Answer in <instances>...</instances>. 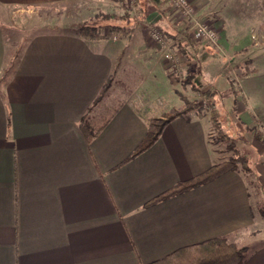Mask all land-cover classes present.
<instances>
[{
    "label": "crops",
    "instance_id": "1",
    "mask_svg": "<svg viewBox=\"0 0 264 264\" xmlns=\"http://www.w3.org/2000/svg\"><path fill=\"white\" fill-rule=\"evenodd\" d=\"M190 1L211 17L231 62L188 32L167 0H136L142 27L126 54L107 39L56 29L31 36L9 63L10 37L0 22V264H150L218 238L237 245L250 239L256 246L243 264H264L249 173L228 171L157 200L221 163L208 112L176 117L134 156L153 115L181 109L167 104L180 102L182 81L201 88L195 95L216 93L222 133L264 183L257 137L264 138V39L254 44L252 29L231 25L226 0ZM93 6L111 8L108 0H0L8 17L60 8L81 24L83 8ZM154 27L164 31L166 46L153 40ZM123 55H135L138 79L109 113L107 92L99 97ZM232 71L239 81L229 79ZM87 116L97 130L92 139L81 126Z\"/></svg>",
    "mask_w": 264,
    "mask_h": 264
},
{
    "label": "rangeland",
    "instance_id": "2",
    "mask_svg": "<svg viewBox=\"0 0 264 264\" xmlns=\"http://www.w3.org/2000/svg\"><path fill=\"white\" fill-rule=\"evenodd\" d=\"M108 1L111 7L109 8V12L102 11L101 8H96L95 7L96 5L90 8H83L82 11L84 17L83 19H85L82 20L83 24L79 23L78 19L76 18V15L73 12L69 13L68 10L64 11L63 9L60 8L59 9L46 8L41 10L25 11L18 13L15 12V13H11L10 17L6 16V12L0 10V22L2 23V26L4 27L5 31L9 34L10 37L9 63L12 61V63L15 64L17 60L16 59L17 56L19 55L26 41L31 36L39 32L56 30V29L59 31L67 29L70 31L77 32L79 27L88 24L89 22H93L95 19L100 21L99 33H101L104 36L110 37L107 38V40H109V47H111L113 50L116 51L122 50L126 54V52L129 51V48L132 46V44L135 43L132 40V37L135 34V27L138 28L142 27V24H140L142 20H139V19H143L142 11L139 10L136 0H108ZM218 2H220V0H217V4H219ZM226 2H227L226 14L232 26H236V28H239V30L243 33H246L250 29H252L253 33L251 34H254V38H255L254 44L264 39V0H226ZM191 4L193 5L192 2ZM82 12H80V14H82ZM196 12L199 18H201L206 23L210 24L209 23L210 22L209 19L211 18L210 16L207 15L206 16L207 18L205 17L204 19L202 18V16L199 15L197 8H196ZM103 15H116L119 17L125 16L127 18L122 22L119 21L115 23L122 28L120 31L113 32L110 26V24L113 22L104 21ZM7 20H9V22ZM212 24L213 23H211L210 25L213 26ZM159 28L161 29V27ZM218 32L220 34V31ZM115 36L118 39L114 38ZM225 54L227 57H229L227 51L225 52ZM124 55L121 57V60L118 63V65H116L117 68L114 74V78L112 79L111 86L109 87L106 93L105 104H103L109 113L112 111V108L118 106V104L121 103L123 99L126 100L129 94L130 93L132 94L135 91L133 85L138 79L137 75L135 74V55H133L132 57L127 55V57H129L128 60L124 58ZM226 56L221 55V57H223L227 61V63L231 62L230 59L229 61L228 59H226ZM235 66L237 65L235 64ZM8 68L10 67H7V69ZM235 72L232 71L230 75L231 77L229 76L230 77L229 79L234 80L233 82L239 81L240 79V77L239 79L238 77H236L235 79L233 78L237 73ZM7 75H8V70H6L2 78L6 77ZM181 78L183 79L184 76L181 75ZM175 80L177 81L178 78H176ZM191 86H192L191 83H188L187 85L186 83H182V81H180L179 90H178V93L181 96L180 102L175 105L167 104L168 108H170V106L171 108L172 107L183 108L185 104L189 103V105H191L192 102L194 103V101L197 100L199 102V107L195 110L206 111L209 113L206 98L203 95H195L193 90L194 86L193 87ZM136 98L137 95L135 99ZM158 114L159 113H155L153 117L158 118L157 117L159 116ZM220 119L221 118H219V120ZM213 131L214 133L211 135V140L220 143L219 147L216 149H218L219 151L221 162L229 160L231 157H233L235 152L234 150H232V148L229 147V144L233 143L234 144L233 146L235 147V149H237L234 140L231 139L229 134L228 135L225 134L227 136L226 139L222 138V136L226 131H224V133H220L215 128ZM239 152L240 155L245 156L243 155V153H241V151ZM249 166H250V162H249ZM239 169L245 172L246 174H248V172L244 170L242 167H240ZM248 176L251 183L250 188L252 193V202L254 206V211L255 214L258 216L257 219H259L258 227L257 229H255L254 233L256 236H260L261 238H264V183H260L258 181V178L256 177V174L253 171H251ZM249 241L250 239L249 240L245 239L240 244L238 245L235 244V245L237 247H246L248 252V249L250 250L251 248H254V246H256V243L254 242L250 243L248 246L247 244L249 243Z\"/></svg>",
    "mask_w": 264,
    "mask_h": 264
},
{
    "label": "trees",
    "instance_id": "3",
    "mask_svg": "<svg viewBox=\"0 0 264 264\" xmlns=\"http://www.w3.org/2000/svg\"><path fill=\"white\" fill-rule=\"evenodd\" d=\"M127 17H119L116 15H103L104 21L113 22L110 24L111 30L113 32L120 31L122 27L117 22H122L126 20ZM100 21L94 20L93 22H89L88 24L82 25L78 28V32L87 39V40H99V39H107L110 38L109 36H104L99 33ZM111 85V81L107 83L101 96L107 92ZM194 91L196 93L201 92V88L194 87ZM206 98L208 111L211 117L212 125L215 129H217L220 133L221 131V123H220V116L218 111V100L216 99L215 92H207L202 94ZM199 107V102L196 100L194 103L192 102L191 105L189 103L185 104L181 109H173L164 119L160 118H152L149 121V128L148 134L145 141L136 151L135 155H138L152 146L160 137L163 129L176 117L184 116L188 111L195 110ZM81 126L84 130L85 135L88 139H92L96 136V128L93 123L89 120V117H85L81 121ZM259 140L264 141V138L260 135L257 136ZM222 138L226 139L227 136L223 135ZM233 143L229 144V147L234 150V155L227 161H223L215 166H213L209 171L206 173L197 176L187 182H183L178 184L176 187L172 188L171 190L164 193L161 197L157 200H162L182 192L194 189L199 187L205 183H208L221 174L238 170L242 167L246 170L249 174L252 171L251 167L249 166V161L245 156L240 155V152L235 149ZM247 257V248L246 247H237L235 244L228 241L226 238H218L208 240L199 244L186 246L183 248L178 249L174 253L170 254L169 256L161 259L159 261L150 263V264H243Z\"/></svg>",
    "mask_w": 264,
    "mask_h": 264
},
{
    "label": "built area",
    "instance_id": "4",
    "mask_svg": "<svg viewBox=\"0 0 264 264\" xmlns=\"http://www.w3.org/2000/svg\"><path fill=\"white\" fill-rule=\"evenodd\" d=\"M172 3L177 12L184 19L187 26V31L192 33L193 36L204 41L207 45L215 50L218 54L226 56L225 48L222 45L221 36L217 29H215L210 24L199 18L196 8L191 4L190 0H167ZM153 40L161 46L167 45V40L163 31L156 27L152 30ZM114 38H117L116 36ZM118 39V38H117ZM228 59V57L226 56Z\"/></svg>",
    "mask_w": 264,
    "mask_h": 264
}]
</instances>
